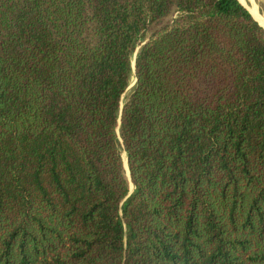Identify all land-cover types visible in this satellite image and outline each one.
<instances>
[{"label":"trees","instance_id":"1","mask_svg":"<svg viewBox=\"0 0 264 264\" xmlns=\"http://www.w3.org/2000/svg\"><path fill=\"white\" fill-rule=\"evenodd\" d=\"M0 264H264L240 0H0Z\"/></svg>","mask_w":264,"mask_h":264},{"label":"rangeland","instance_id":"2","mask_svg":"<svg viewBox=\"0 0 264 264\" xmlns=\"http://www.w3.org/2000/svg\"><path fill=\"white\" fill-rule=\"evenodd\" d=\"M251 2H253V5L251 4ZM247 3L248 5L252 6L249 8L255 17L257 16L259 20L264 19V0H247Z\"/></svg>","mask_w":264,"mask_h":264},{"label":"water","instance_id":"3","mask_svg":"<svg viewBox=\"0 0 264 264\" xmlns=\"http://www.w3.org/2000/svg\"><path fill=\"white\" fill-rule=\"evenodd\" d=\"M246 7H247V9L250 11V13L254 16V14L252 13V11L250 10V8L249 7H252L251 5H248V3H247V0H244V2L242 1V0H240ZM251 4L253 5V2H251ZM254 18L260 23V21L254 16ZM260 25H262L261 23H260ZM263 26V25H262ZM264 27V26H263ZM135 83V82H134ZM134 83L133 84H131V86H130V88L134 85ZM127 165H128V162H127ZM128 170H129V166H128ZM126 174H127V172H126ZM127 176L131 179V177H130V170H129V173L127 174ZM133 189V188H132Z\"/></svg>","mask_w":264,"mask_h":264},{"label":"bare ground","instance_id":"4","mask_svg":"<svg viewBox=\"0 0 264 264\" xmlns=\"http://www.w3.org/2000/svg\"><path fill=\"white\" fill-rule=\"evenodd\" d=\"M243 1V0H242ZM256 18H257V16H256ZM258 19V18H257ZM259 20V19H258ZM262 20V21H261ZM260 21V23L264 26V19H260L259 20ZM126 172H127V174H128V169H127V163H126Z\"/></svg>","mask_w":264,"mask_h":264}]
</instances>
